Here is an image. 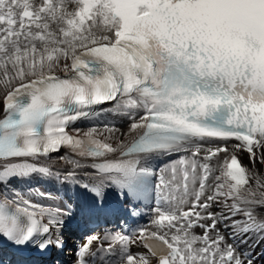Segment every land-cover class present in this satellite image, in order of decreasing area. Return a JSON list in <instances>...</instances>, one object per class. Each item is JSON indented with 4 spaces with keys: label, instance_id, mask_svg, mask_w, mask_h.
<instances>
[{
    "label": "snow or ice",
    "instance_id": "obj_1",
    "mask_svg": "<svg viewBox=\"0 0 264 264\" xmlns=\"http://www.w3.org/2000/svg\"><path fill=\"white\" fill-rule=\"evenodd\" d=\"M0 104V241L66 250L55 180L128 218L73 264H264V0H0Z\"/></svg>",
    "mask_w": 264,
    "mask_h": 264
},
{
    "label": "bare ground",
    "instance_id": "obj_2",
    "mask_svg": "<svg viewBox=\"0 0 264 264\" xmlns=\"http://www.w3.org/2000/svg\"><path fill=\"white\" fill-rule=\"evenodd\" d=\"M0 111H2V104H0ZM119 118H121V117H119ZM125 121H126V120H123V119L121 118V121H119V123L122 124V127H121L120 125L117 124V122H112L108 117L105 119V122H108V123H114V124H116L118 127H120V128H121V131H126V128H127V122H125ZM102 126H103V125H102ZM102 126H99V127H102ZM81 133H83V131H81ZM257 167H260V166L257 165ZM261 170L263 171V168H261ZM43 190L48 191V192H51V193H55V192L58 193V192L60 191V190H57V188H56L55 185H52V186H45V187L43 188ZM65 194L68 196L69 199L72 200V202H73V206H76L77 204H79V201H78V200L73 199V198L71 197V191H70L69 189H65ZM43 203H49V204H51V205H55V204H59V205H61L57 199H55V200H49V201L45 200V201H43ZM132 251H133V252H137V251H139V249L136 248V247H133Z\"/></svg>",
    "mask_w": 264,
    "mask_h": 264
}]
</instances>
